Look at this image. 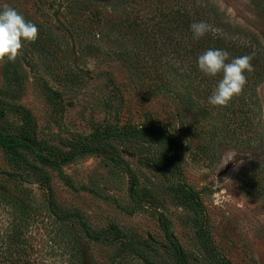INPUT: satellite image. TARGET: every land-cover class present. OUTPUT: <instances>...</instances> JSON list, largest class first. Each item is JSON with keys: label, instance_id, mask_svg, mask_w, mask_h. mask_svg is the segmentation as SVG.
Here are the masks:
<instances>
[{"label": "rangeland", "instance_id": "obj_1", "mask_svg": "<svg viewBox=\"0 0 264 264\" xmlns=\"http://www.w3.org/2000/svg\"><path fill=\"white\" fill-rule=\"evenodd\" d=\"M209 1L219 20L264 47V14L253 0ZM60 2L0 0L39 29L15 62L0 61V132L25 137L44 156L82 142L94 150L42 165L20 148L48 174L56 212L75 213L61 220L39 171L0 147V190L27 193L32 204L29 219L23 205L0 206V252L7 244L14 255L25 223L35 264H183L166 222L188 264H264V79L254 114L245 87L232 106H213L218 84L181 74L183 60L155 65L152 49L138 59L142 44L124 48L121 33L91 29L94 7L108 14L121 5L81 0L66 10ZM132 3L125 10L149 14L150 0ZM76 214L100 237L89 238Z\"/></svg>", "mask_w": 264, "mask_h": 264}, {"label": "trees", "instance_id": "obj_2", "mask_svg": "<svg viewBox=\"0 0 264 264\" xmlns=\"http://www.w3.org/2000/svg\"><path fill=\"white\" fill-rule=\"evenodd\" d=\"M81 0H70L66 4V1L61 0L60 6L64 5L63 8L68 10L74 3L77 5ZM102 1V0H101ZM114 5H121L119 11L116 9L110 10V13H106L99 6L94 7L95 19L90 24L93 31L102 32L106 31H117L122 34L124 38V48L136 47L137 44H142V46L137 49V58L143 59V53L140 52L141 49L147 47L153 50L149 51L150 58L153 64L156 65L164 61L167 65L174 64L178 58L183 60V66L179 68L180 73L187 76L193 80H198L199 82H204L209 86L211 84H218L222 79V73L216 76H209L202 73L197 67V58L205 50L209 48H219L225 49L230 53L229 61L232 58L250 54L252 55V64L254 71L251 73H245L247 76V84L245 86L246 91L249 93V102L247 103L248 109L252 114H254V109L256 107V93L255 86L258 82L264 79V47L259 42L257 37L247 30L241 29L239 27H233L229 23L223 22L218 19L217 9L209 0H150L147 3L148 10L145 13H149L145 16L142 14L140 17L137 12H129L125 10V6L133 4L137 0H103ZM118 2V3H116ZM116 3V4H115ZM254 5L264 14V0H253ZM62 4V5H61ZM125 5V6H124ZM124 6V8H123ZM80 7V6H79ZM103 13L106 15V21L101 23V17ZM206 21L213 28V32L208 33L199 40H194L192 33L190 31V24L195 21ZM149 26V31H146ZM151 37V40L146 38V36ZM148 42L149 45L144 43ZM147 43V44H148ZM138 48V47H137ZM125 50V49H124ZM141 53V55H140ZM148 58V57H147ZM146 58V59H147ZM171 59H173L171 61ZM179 67V66H178ZM177 72V67H175ZM240 96V95H239ZM235 96L234 98H238ZM233 99L229 102V105L234 104ZM236 109V108H235ZM240 110L239 108H237ZM241 112V111H240ZM248 113V110H247ZM249 121V120H248ZM249 123V122H248ZM0 147L21 158L24 163L34 170L39 171L41 179L40 186L45 188L48 197V206L50 211L59 219L64 220L71 215H75L74 212H66L59 214L53 208V195L52 188L49 182V176L42 169H39L36 164L30 162L26 158H22L20 148L28 149L35 152L37 159L42 165H54L57 163L65 162L70 160L76 154L82 152L93 151L94 148L88 146L85 143H81L74 151L65 155L49 154L48 156L42 155L40 152L34 148L33 144L29 142L25 137L8 134L0 132ZM3 174V172H0ZM6 177H16L14 173H5ZM16 179V178H15ZM23 182V181H21ZM134 180L131 179V190L133 189ZM27 193H23L18 197L9 196L6 192L0 190V206H5V204H10V206L18 208L22 206L21 213L24 214L25 218L28 217L31 212V203L29 201ZM21 208V207H20ZM85 234L89 238H98V235H93L85 222L79 214H76ZM24 222V221H23ZM22 222V223H23ZM21 222L19 223V225ZM25 228V234H17L18 236L13 239L11 245L15 247L14 255H9L5 253L8 250L7 244L0 252V264H35L36 258L33 256L34 250L36 249L35 244L30 239L31 234L26 231L27 224H23ZM161 226L165 232L166 237L170 240V243L179 255V258L183 264H188L185 258L184 251L180 249L178 242L176 241L172 231L168 227L166 222H161ZM1 243L2 233H0ZM14 250V249H13Z\"/></svg>", "mask_w": 264, "mask_h": 264}, {"label": "clouds", "instance_id": "obj_3", "mask_svg": "<svg viewBox=\"0 0 264 264\" xmlns=\"http://www.w3.org/2000/svg\"><path fill=\"white\" fill-rule=\"evenodd\" d=\"M194 40H199L213 28L206 21H195L190 24ZM39 29L35 23L25 19L24 15L8 4L0 8V61L15 62L22 54L23 42H35ZM230 53L225 49L209 48L197 58L198 69L209 76L222 73L208 102L213 106H227L235 96H239L247 84L245 73L254 71L252 55L234 57L229 61Z\"/></svg>", "mask_w": 264, "mask_h": 264}, {"label": "water", "instance_id": "obj_4", "mask_svg": "<svg viewBox=\"0 0 264 264\" xmlns=\"http://www.w3.org/2000/svg\"><path fill=\"white\" fill-rule=\"evenodd\" d=\"M69 38L71 40V45H72V50L74 49V44H73V39H72V36L69 34Z\"/></svg>", "mask_w": 264, "mask_h": 264}]
</instances>
